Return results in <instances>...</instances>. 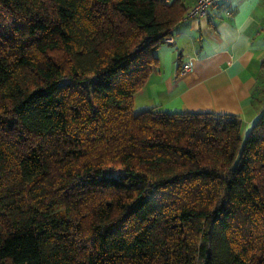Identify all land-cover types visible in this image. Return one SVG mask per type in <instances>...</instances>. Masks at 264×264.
Masks as SVG:
<instances>
[{"label":"trees","instance_id":"obj_1","mask_svg":"<svg viewBox=\"0 0 264 264\" xmlns=\"http://www.w3.org/2000/svg\"><path fill=\"white\" fill-rule=\"evenodd\" d=\"M183 0H0V264H264V111L136 113Z\"/></svg>","mask_w":264,"mask_h":264},{"label":"crops","instance_id":"obj_2","mask_svg":"<svg viewBox=\"0 0 264 264\" xmlns=\"http://www.w3.org/2000/svg\"><path fill=\"white\" fill-rule=\"evenodd\" d=\"M196 1L183 0L188 12ZM173 34L134 110L228 116L241 121L245 139L264 111V0H221Z\"/></svg>","mask_w":264,"mask_h":264},{"label":"built area","instance_id":"obj_3","mask_svg":"<svg viewBox=\"0 0 264 264\" xmlns=\"http://www.w3.org/2000/svg\"><path fill=\"white\" fill-rule=\"evenodd\" d=\"M221 0H197L194 7L188 12L189 18H197V17H205L208 15L209 10L218 4ZM230 13H228L229 15ZM174 37H168L165 42L166 43H174ZM185 72L190 71V67L186 66L184 68Z\"/></svg>","mask_w":264,"mask_h":264},{"label":"rangeland","instance_id":"obj_4","mask_svg":"<svg viewBox=\"0 0 264 264\" xmlns=\"http://www.w3.org/2000/svg\"><path fill=\"white\" fill-rule=\"evenodd\" d=\"M139 111H140V110H139V108H138V107H137V108H135V112H136V113H139Z\"/></svg>","mask_w":264,"mask_h":264},{"label":"snow or ice","instance_id":"obj_5","mask_svg":"<svg viewBox=\"0 0 264 264\" xmlns=\"http://www.w3.org/2000/svg\"><path fill=\"white\" fill-rule=\"evenodd\" d=\"M243 11V9H241Z\"/></svg>","mask_w":264,"mask_h":264}]
</instances>
